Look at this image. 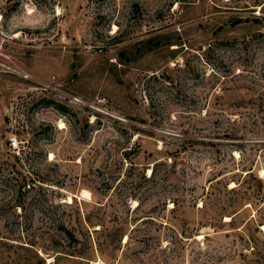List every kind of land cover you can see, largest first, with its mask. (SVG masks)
<instances>
[{"label":"rangeland","instance_id":"374dc122","mask_svg":"<svg viewBox=\"0 0 264 264\" xmlns=\"http://www.w3.org/2000/svg\"><path fill=\"white\" fill-rule=\"evenodd\" d=\"M259 33L264 0H0V264H264Z\"/></svg>","mask_w":264,"mask_h":264},{"label":"trees","instance_id":"16d2710c","mask_svg":"<svg viewBox=\"0 0 264 264\" xmlns=\"http://www.w3.org/2000/svg\"><path fill=\"white\" fill-rule=\"evenodd\" d=\"M254 20L257 21L258 19H254ZM259 36L260 37H264V33H259ZM240 74H242V73H240V72H238V73L232 72V76H239ZM153 173H154V170H152V173H151L150 177L153 175ZM26 186H27L28 189L31 188L30 184H27Z\"/></svg>","mask_w":264,"mask_h":264},{"label":"bare ground","instance_id":"6f19581e","mask_svg":"<svg viewBox=\"0 0 264 264\" xmlns=\"http://www.w3.org/2000/svg\"><path fill=\"white\" fill-rule=\"evenodd\" d=\"M63 125H62V122L59 124V128H61Z\"/></svg>","mask_w":264,"mask_h":264}]
</instances>
